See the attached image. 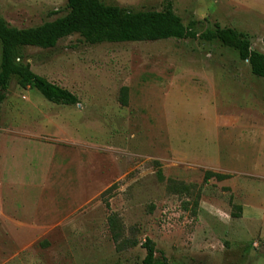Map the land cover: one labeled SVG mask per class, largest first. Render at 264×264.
Wrapping results in <instances>:
<instances>
[{"label":"rangeland","instance_id":"obj_1","mask_svg":"<svg viewBox=\"0 0 264 264\" xmlns=\"http://www.w3.org/2000/svg\"><path fill=\"white\" fill-rule=\"evenodd\" d=\"M100 1L131 12L166 2ZM170 1L184 26L232 28L263 52L264 0ZM66 13V0H0V17L18 29ZM15 62L79 103L56 105L9 82L0 139L47 140L45 162L28 164L24 184H0V264H140L146 239L168 264H263L264 79L234 51L198 39L88 45L73 35L49 50L19 48ZM31 104L46 114L44 128ZM155 162L165 180L202 186L195 217L165 190ZM205 171L229 179L203 185ZM110 214L120 240L137 246L115 244Z\"/></svg>","mask_w":264,"mask_h":264},{"label":"trees","instance_id":"obj_2","mask_svg":"<svg viewBox=\"0 0 264 264\" xmlns=\"http://www.w3.org/2000/svg\"><path fill=\"white\" fill-rule=\"evenodd\" d=\"M67 13L52 22H46L37 27L18 29L7 24L0 17V105L6 98V91L12 78H16L21 89H33L39 92L50 103L63 106L77 105L78 99L68 90L63 89L45 78L36 75L29 64L15 62V51L19 48H38L49 50L56 47L59 41L77 35L88 45L104 43H137L155 42L163 40L198 39L207 43L216 42L222 47L234 51L239 60L246 62L253 76L264 79V37L262 39L263 52L251 48L246 34L232 28H221L217 25L213 29L197 32L198 22L191 21L184 26L181 19L174 13L172 3L166 0L161 11L131 12L114 5H105L100 0H66ZM121 104H127V88H122ZM156 177L165 183V190L180 198H185V211L193 217L197 215L202 195V186L186 184L175 179H164L160 164ZM229 179L228 175L205 171L202 184L211 180L222 182ZM113 186L106 189L101 197L108 195ZM228 191V189H227ZM109 209L107 200H103ZM237 216L241 214L240 206H233ZM108 227L113 240L118 247L130 248L138 245L136 241L120 240L121 231L116 214L107 218ZM141 247L145 256L140 264H168L165 257H156L155 244L146 239ZM120 249V248H119ZM264 264V249L262 252Z\"/></svg>","mask_w":264,"mask_h":264},{"label":"crops","instance_id":"obj_3","mask_svg":"<svg viewBox=\"0 0 264 264\" xmlns=\"http://www.w3.org/2000/svg\"><path fill=\"white\" fill-rule=\"evenodd\" d=\"M31 107L35 108V110L40 113V116L37 117L38 122L36 121V123L44 128L45 122L43 121V125L41 122L46 118V114L44 112L42 113L35 104H31ZM12 133L13 132L10 131V133H6L3 139H0V184L5 185H15L20 182L24 184L28 175L26 174V176H23L21 172L28 170V164L30 162L36 164H40V161L43 163L45 162L44 147L46 144L43 143L47 140L45 134H34L30 137L25 134H14V136H11ZM30 146L33 147V150H26V148ZM9 170H13V173H8ZM34 180L35 179H33V182ZM1 189L0 186V192ZM1 193L0 196H2Z\"/></svg>","mask_w":264,"mask_h":264}]
</instances>
